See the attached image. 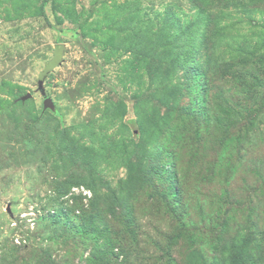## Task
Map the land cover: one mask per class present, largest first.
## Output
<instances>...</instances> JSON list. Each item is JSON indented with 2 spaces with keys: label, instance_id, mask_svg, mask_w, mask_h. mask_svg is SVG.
Instances as JSON below:
<instances>
[{
  "label": "rangeland",
  "instance_id": "374dc122",
  "mask_svg": "<svg viewBox=\"0 0 264 264\" xmlns=\"http://www.w3.org/2000/svg\"><path fill=\"white\" fill-rule=\"evenodd\" d=\"M249 232L264 264V0H0V264H210Z\"/></svg>",
  "mask_w": 264,
  "mask_h": 264
},
{
  "label": "trees",
  "instance_id": "16d2710c",
  "mask_svg": "<svg viewBox=\"0 0 264 264\" xmlns=\"http://www.w3.org/2000/svg\"><path fill=\"white\" fill-rule=\"evenodd\" d=\"M241 6L242 7H240V9H244L245 11H247L246 9L248 6L244 4H241ZM226 8H228V6H225V9ZM132 124H135V122H132ZM66 141L67 144L70 143L69 145L72 146L74 144V136H71V134H69L67 135V137L65 136L61 138L60 144L66 147ZM84 145L85 143H82V146ZM152 152L150 153L152 155H155ZM155 165H159V162H156ZM150 168L152 170H155L157 167L155 168L154 166H150ZM153 173L155 174V172ZM74 185L80 186L86 185V183L83 180H80L77 183H74ZM93 193L95 195V192ZM261 259V247L259 241L255 237V234L251 232L247 234L238 233L231 241L226 242L219 248V259L217 260L215 258L210 264H261ZM198 261H200L201 264H209L204 259V257H200Z\"/></svg>",
  "mask_w": 264,
  "mask_h": 264
},
{
  "label": "water",
  "instance_id": "95a60500",
  "mask_svg": "<svg viewBox=\"0 0 264 264\" xmlns=\"http://www.w3.org/2000/svg\"><path fill=\"white\" fill-rule=\"evenodd\" d=\"M60 63V59L57 60V62L55 64H53L52 68ZM32 95L31 94H27L26 96H24L22 99V101H27L29 99H31ZM44 108L45 109H53L54 108V104L52 103V101L50 99H46L44 101Z\"/></svg>",
  "mask_w": 264,
  "mask_h": 264
}]
</instances>
